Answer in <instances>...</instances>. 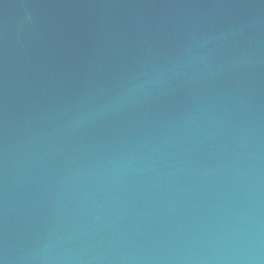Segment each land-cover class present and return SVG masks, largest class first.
Here are the masks:
<instances>
[{"label":"water","instance_id":"95a60500","mask_svg":"<svg viewBox=\"0 0 264 264\" xmlns=\"http://www.w3.org/2000/svg\"><path fill=\"white\" fill-rule=\"evenodd\" d=\"M0 264H264V0H0Z\"/></svg>","mask_w":264,"mask_h":264}]
</instances>
